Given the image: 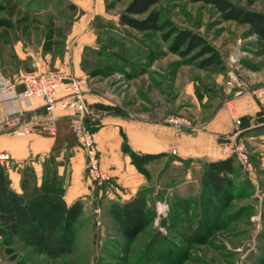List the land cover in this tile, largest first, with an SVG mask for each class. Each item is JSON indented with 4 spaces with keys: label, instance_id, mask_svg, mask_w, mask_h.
Instances as JSON below:
<instances>
[{
    "label": "rangeland",
    "instance_id": "obj_1",
    "mask_svg": "<svg viewBox=\"0 0 264 264\" xmlns=\"http://www.w3.org/2000/svg\"><path fill=\"white\" fill-rule=\"evenodd\" d=\"M231 1L264 13V0L251 6L248 0ZM128 2L113 10L114 15ZM73 4L0 0V70L28 69V58L19 54L38 51L50 28L68 33L80 15ZM159 7L173 27L199 35L220 55L221 63L203 68L201 62L209 54L201 56L199 48L185 56L172 50L174 35L165 40L130 30L103 35L99 50L86 54L85 67L100 88L118 96L123 112H140L148 104L157 118L179 117L192 127L200 125L205 113L228 109L231 96L225 81L233 56L240 58L235 66L240 81L264 85V41L249 26L223 20L203 2L163 0ZM258 139L223 145L233 144L248 156L247 162L230 156L236 168L226 205L214 202L216 209L206 212L201 197L205 164L160 158L149 163L143 187L156 217L136 241L123 238L104 201H92L68 256L48 258L0 230V264H264V138Z\"/></svg>",
    "mask_w": 264,
    "mask_h": 264
},
{
    "label": "crops",
    "instance_id": "obj_2",
    "mask_svg": "<svg viewBox=\"0 0 264 264\" xmlns=\"http://www.w3.org/2000/svg\"><path fill=\"white\" fill-rule=\"evenodd\" d=\"M74 4L80 15L67 33L62 55L45 53L41 46L38 51L25 49L19 56L23 60L28 58V70L40 72L55 71L68 61L73 76L82 79L85 120L95 129L101 167L109 180L93 183L88 179L87 154L78 145L73 110L57 107L49 112L41 98L25 101L20 96L23 86L18 84L0 93L4 114L20 117L14 127L0 125V154L10 157L7 166L15 191H21L19 169L24 164L32 165L41 177L45 161L53 156L58 163V174L64 176L68 184L66 201L69 205L77 200H83L85 207L92 201H104L109 209L114 202L135 198L148 181L125 146L136 154L150 157L163 154L160 158L172 159L173 163L205 164L230 157L223 150L226 142H253L264 138V85L243 79L241 86L227 89L231 96L228 109L205 113L208 116H202L200 127L195 129L178 128L167 123V119L157 118L155 108L148 104L140 112L130 109L123 112L118 96L100 88L96 76L85 67L86 54L99 50L100 37L119 32L108 24L111 21L118 25V14L106 10V0H74ZM26 71L19 68L5 75L12 79ZM239 91L241 93L237 94ZM230 105L237 110L240 125L231 118ZM163 115L164 112L159 114Z\"/></svg>",
    "mask_w": 264,
    "mask_h": 264
},
{
    "label": "trees",
    "instance_id": "obj_3",
    "mask_svg": "<svg viewBox=\"0 0 264 264\" xmlns=\"http://www.w3.org/2000/svg\"><path fill=\"white\" fill-rule=\"evenodd\" d=\"M125 1L106 0V10H115ZM162 1L129 0L118 13V25L111 21L108 24L117 31L130 30L146 38H153L159 34L165 40L168 34L174 35L169 46L172 50L181 51L180 53L185 56L199 48L201 56L209 54V57L201 62V66L216 68V65L221 63L220 55L209 49L199 35L173 27L159 7ZM189 1L213 6L223 20L249 26L252 34L264 41L263 12L252 11L231 0ZM255 2L256 0H248L250 6ZM73 5L77 8L75 4ZM97 19L99 17H96ZM66 37L67 33L64 34L61 29L50 28L42 44L43 51L62 55ZM3 72L9 76L7 72ZM85 124L93 133L95 132L87 120ZM124 149L132 156L134 164L146 175L147 180L148 164L153 159L164 156L160 154L150 157L136 154L126 146ZM57 166L54 157H50L45 161L43 174L39 177L32 165L24 164L19 169L21 191L17 192L12 187L9 167L0 162V230L26 247L54 260L66 257L72 252L76 243L77 228L84 222L86 215L83 200H77L71 205L67 203L68 184L65 177L58 174ZM204 167L201 197L202 204L208 212L212 207L216 209L214 202L226 205L230 201L231 175L235 174L236 161L229 157L205 163ZM109 210L119 232L130 243L136 241L156 217L150 195L143 187L135 198L125 202H114Z\"/></svg>",
    "mask_w": 264,
    "mask_h": 264
},
{
    "label": "built area",
    "instance_id": "obj_4",
    "mask_svg": "<svg viewBox=\"0 0 264 264\" xmlns=\"http://www.w3.org/2000/svg\"><path fill=\"white\" fill-rule=\"evenodd\" d=\"M231 68L227 72L225 85L228 88L241 86L239 75L235 66L240 63V58H230ZM36 65H32L35 68ZM18 84L23 86L20 96L25 101H32L34 98H41L45 101L46 110L54 111L57 107H64L73 110L75 113L73 129L76 133L78 145L86 151V173L88 179L93 183H103L109 180L107 174L101 167V156L97 147L94 133L85 124L86 101L84 92V83L82 79L73 76L70 71V63L65 61L61 68L51 72H40L33 69L24 72L12 79H9L3 71L0 70V93L15 88ZM59 93H62L58 96ZM239 91L237 94H240ZM231 118L237 125L241 124L240 116L237 110L230 105ZM19 116L5 115L2 109V101L0 99V125L14 127ZM167 123L178 128L189 127L198 128L200 125L192 127L189 122L179 118L171 117L167 119ZM224 153L229 156L238 155L241 160L248 161V156L242 149L234 147L233 144L224 146ZM10 161L8 154H0V162L7 165Z\"/></svg>",
    "mask_w": 264,
    "mask_h": 264
}]
</instances>
